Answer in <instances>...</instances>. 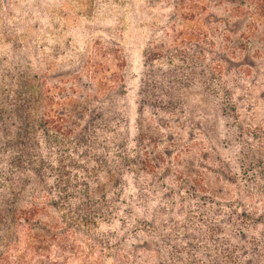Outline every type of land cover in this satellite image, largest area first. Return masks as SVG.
Wrapping results in <instances>:
<instances>
[{
  "label": "rangeland",
  "instance_id": "374dc122",
  "mask_svg": "<svg viewBox=\"0 0 264 264\" xmlns=\"http://www.w3.org/2000/svg\"><path fill=\"white\" fill-rule=\"evenodd\" d=\"M197 186L264 212V0H0V264H152Z\"/></svg>",
  "mask_w": 264,
  "mask_h": 264
},
{
  "label": "trees",
  "instance_id": "16d2710c",
  "mask_svg": "<svg viewBox=\"0 0 264 264\" xmlns=\"http://www.w3.org/2000/svg\"><path fill=\"white\" fill-rule=\"evenodd\" d=\"M175 53L164 46L158 55ZM195 61L201 74L208 75L211 66L205 55L200 54ZM183 69L194 70L189 63ZM193 191V198L184 200L182 211L167 225L161 216L148 212L140 221L142 227L134 226L132 231L141 235L144 249L133 258L152 264H264V232L256 227L259 221L264 222V212L240 210L234 200L198 186ZM131 213L127 211V218ZM126 258L123 252L118 260Z\"/></svg>",
  "mask_w": 264,
  "mask_h": 264
}]
</instances>
